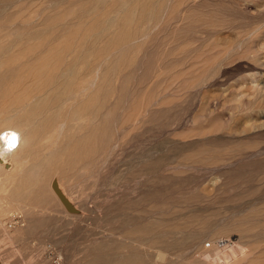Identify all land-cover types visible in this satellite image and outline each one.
Segmentation results:
<instances>
[{
	"label": "rangeland",
	"instance_id": "374dc122",
	"mask_svg": "<svg viewBox=\"0 0 264 264\" xmlns=\"http://www.w3.org/2000/svg\"><path fill=\"white\" fill-rule=\"evenodd\" d=\"M15 1L0 0V46L23 42L0 53V126L34 131L35 157L23 141L14 158L37 202L10 212L0 186V264H264V0ZM78 140L92 152L69 163Z\"/></svg>",
	"mask_w": 264,
	"mask_h": 264
},
{
	"label": "bare ground",
	"instance_id": "6f19581e",
	"mask_svg": "<svg viewBox=\"0 0 264 264\" xmlns=\"http://www.w3.org/2000/svg\"><path fill=\"white\" fill-rule=\"evenodd\" d=\"M64 1V0H63ZM78 1V0H77ZM103 2H105L104 0H102ZM126 1V0H125ZM130 1V0H129ZM132 1V0H131ZM140 1V0H139ZM16 2V1H15ZM134 2H136V1H134ZM2 2H0V4H1ZM8 3V2H7ZM7 3H5L4 2V4L7 6ZM21 4V3H23V1L22 2H20V0L18 1L17 0V2L16 3H14L13 2V4L15 5V4ZM53 3H55V2H53ZM53 3H52V5H53ZM59 2L57 1L56 2V4L55 5H57ZM60 3H61V0H60ZM62 3H64V2H62ZM61 3V4H62ZM100 3V2H99ZM127 3H128V1H127ZM137 3H138V0H137ZM144 3V2H143ZM148 3V2H147ZM150 3V2H149ZM9 4V3H8ZM60 4V5H61ZM118 4V3H117ZM131 4H133V3H131ZM130 4V5H131ZM158 4V3H157ZM2 5V4H1ZM13 5V6H14ZM73 5V4H72ZM105 5V4H104ZM109 5V4H108ZM118 5H120V4H118ZM155 5V4H154ZM19 6V5H18ZM22 6V5H21ZM23 6H24V4H23ZM54 6V5H53ZM97 6H98V4H97ZM106 6V5H105ZM104 6V7H105ZM117 6V5H116ZM10 6H8L7 7V9L9 8ZM11 7H12V5H11ZM108 7V6H107ZM122 7V6H121ZM126 7V6H125ZM127 7H128V5H127ZM152 7V6H151ZM6 8V7H5ZM13 8V7H12ZM17 8V7H16ZM91 8V7H90ZM101 8V7H100ZM99 8V9H100ZM129 8V7H128ZM133 8H134V5H133ZM11 9V8H10ZM94 10L95 9H97V8H93ZM117 9V8H116ZM119 9H121V8H119ZM125 10H126V8H124ZM157 9V8H156ZM0 10H1V8H0ZM9 10V9H8ZM94 10H92V11H94ZM104 10V9H103ZM111 10H114V9H111ZM123 10V8L121 9V11ZM125 10H123V11H125ZM135 11H136V9H134ZM133 10V11H134ZM143 10V9H142ZM2 11H6L5 9L3 10L2 9ZM2 11H0V12H2ZM87 11V10H86ZM155 11V10H154ZM8 13V12H7ZM19 13V12H18ZM87 13V12H86ZM107 13H109V12H107ZM118 13V12H117ZM120 13V12H119ZM121 13H123V12H121ZM1 14V13H0ZM10 14V13H9ZM89 14H90V12H89ZM92 14V13H91ZM116 14V13H115ZM115 14H113V16L115 15ZM106 15V14H105ZM152 14L150 13V16H151ZM7 16H9V15H7ZM17 16V15H16ZM69 16V15H68ZM97 16V15H96ZM117 16L118 15H116V16H114L115 18H117ZM120 16V15H119ZM131 16V15H130ZM153 16H154V14H153ZM152 16V17H153ZM152 17L150 18V19H152ZM158 16H156V18H157ZM107 18V17H106ZM144 18V17H143ZM155 18V17H154ZM69 19V18H68ZM75 19V18H74ZM73 19V20H74ZM93 19V18H92ZM15 20V19H14ZM18 20V19H17ZM115 20H118V19H115ZM143 20V19H142ZM149 20V19H148ZM158 20V19H157ZM69 21V20H68ZM110 21H112V20H110ZM120 21V20H119ZM134 21V20H133ZM136 21H137V19H136ZM65 22V21H64ZM79 22V21H78ZM104 22H106V21H104ZM113 23H114V21H112ZM150 22V21H149ZM71 23V22H70ZM108 23V22H107ZM117 23H118V21H117ZM129 23H130V21H129ZM143 23V22H142ZM155 23V22H154ZM73 24H74V22H73ZM111 24V23H110ZM29 25V24H28ZM72 25V24H71ZM87 25V24H86ZM85 25V26H86ZM116 25V24H115ZM121 25V24H120ZM130 25V24H129ZM141 25V24H140ZM150 25V24H149ZM152 25V24H151ZM150 25V26H151ZM1 26V25H0ZM8 26V25H7ZM6 26V27H7ZM10 26H11V24H10ZM14 26V25H13ZM12 26V27H13ZM82 26V25H81ZM131 26V25H130ZM134 26H135V24H134ZM149 26V27H150ZM15 27V26H14ZM71 27V26H70ZM138 27V26H137ZM142 27V26H141ZM51 28H54V27H52L51 26ZM83 28H85V27H83ZM83 28H81V29H83ZM106 28V27H105ZM120 28V27H119ZM143 28H145V27H143ZM47 29V28H46ZM49 29V28H48ZM107 29V28H106ZM125 29V28H124ZM123 29V30H124ZM30 30V29H29ZM50 30V29H49ZM55 30V29H54ZM66 30V29H65ZM89 30V29H88ZM104 30V29H103ZM110 30V29H109ZM115 30V29H114ZM141 30V29H140ZM40 31V30H39ZM38 31V32H39ZM43 31H45V29L43 30ZM74 31V30H73ZM52 32V31H51ZM81 32H83V31H81ZM141 32V31H140ZM26 33H30L31 34V32H26ZM37 33V32H36ZM41 33V32H40ZM39 33V34H40ZM100 33H103V31L102 32H100ZM99 33V34H100ZM133 33V32H132ZM131 34V33H130ZM140 34V33H139ZM142 34V33H141ZM54 35H56V34H54ZM98 35V34H97ZM113 35V34H112ZM138 35V34H137ZM146 35H148V34H146ZM43 36V35H42ZM99 36V35H98ZM140 36V35H139ZM149 37H150V35H148ZM148 36H147V38H148ZM146 37V36H145ZM23 38V37H22ZM66 38H68V40L71 38H69V37H67L66 36ZM91 38V37H90ZM40 39V38H39ZM92 39V38H91ZM90 39V40H91ZM95 39V38H94ZM142 39V38H141ZM20 40H21V38H20ZM72 40V39H71ZM99 40V39H98ZM97 40V41H98ZM140 40V39H139ZM143 40V39H142ZM41 41V40H40ZM60 41V40H59ZM89 41V40H88ZM137 41V40H136ZM136 41H134V43L136 44ZM42 42V41H41ZM65 42V41H64ZM139 42V41H138ZM137 42V43H138ZM58 43V42H57ZM90 43V42H89ZM134 43H132V44H134ZM140 43V42H139ZM23 44V42H21V41H18V42H15V44H11V45H9V46H7L6 47V49L5 48H2L1 46H0V53L1 52H3V51H5V50H9V49H14V48H18L19 46H21ZM36 44V43H35ZM39 44H40V42H39ZM55 44V43H54ZM76 45V44H75ZM94 45V44H93ZM114 46V45H113ZM128 46V45H127ZM133 46V45H132ZM27 47V46H26ZM75 47V46H74ZM86 47V46H85ZM87 47H88V45H87ZM118 47V46H117ZM124 47H126V46H123V48ZM129 47V46H128ZM29 48V47H28ZM27 48V49H28ZM127 48V47H126ZM55 49H56V47H55ZM72 49H74V48H72ZM31 50V49H30ZM39 50H40V48H39ZM51 50V49H50ZM62 50H63V48H62ZM86 50V49H85ZM88 50H90V49H88ZM97 50V49H96ZM15 51V50H14ZM20 51V50H19ZM24 51V50H23ZM53 51V50H52ZM51 51V52H52ZM60 52H62L61 50H59ZM123 51H125V49L123 50ZM49 52V51H48ZM59 52V53H60ZM115 52V51H114ZM118 51H116L115 53H117ZM50 53V52H49ZM73 53V52H72ZM114 53V54H115ZM46 54H47V52H46ZM51 55V54H50ZM85 55V54H84ZM93 55V54H92ZM112 55H113V53H112ZM111 55V56H112ZM121 55V54H120ZM13 56V55H12ZM27 56V55H26ZM67 56V55H66ZM73 56V55H72ZM75 56H77V55H75ZM81 56H82V54H81ZM110 56V57H111ZM119 53H118V60H119ZM27 58V57H26ZM39 58V57H38ZM51 58V57H50ZM52 58H53V56H52ZM73 58H74V56H73ZM85 58H86V56H85ZM19 59V58H18ZM67 59V58H66ZM71 59V58H70ZM109 58H107V60H108ZM22 60V59H21ZM26 59H24V61H25ZM49 60V59H48ZM105 60V59H104ZM117 60V61H118ZM32 61V60H31ZM54 61V60H53ZM57 61V60H56ZM55 61V62H56ZM76 61H78V60H76ZM74 62V63H72V68L69 70V73L68 74H64L63 75V73H62V78H64L66 81H67V83L64 85L65 86V89H64V92H62V94H61V92H60V94L58 95V97H60V98H62V100H67V98H66V96H67V91L69 90V88H70V83L72 82V80L74 79V77L76 76H74V74L73 73H75V71H77V70H75L76 69V67H78V66H81V64L80 63H78V62ZM86 61V60H85ZM117 61H116V63H117ZM16 62V61H15ZM29 62V61H28ZM35 62V61H34ZM47 62V61H46ZM52 62V61H51ZM89 62V61H88ZM105 62V61H104ZM4 63V62H3ZM17 63V62H16ZM57 63V62H56ZM60 63V62H59ZM96 63V62H95ZM116 63H113V64H116ZM21 64V63H20ZM28 64V63H27ZM85 64V62L83 63V65ZM103 64V63H102ZM108 64V63H107ZM16 65V64H15ZM26 65V64H25ZM54 65V64H53ZM22 66H23V64H22ZM40 66H41V64H40ZM104 66V65H103ZM110 66V65H109ZM113 66H115V65H113ZM121 66V65H120ZM119 66V67H120ZM15 67V66H14ZM35 68V67H34ZM47 68H49L48 66H47ZM113 68V67H112ZM116 68H117V66H116ZM31 69V68H30ZM37 69V67L35 68V70ZM42 69V68H41ZM62 69V68H61ZM114 69V68H113ZM17 70H18V68H17ZM40 70V69H39ZM59 71V70H58ZM87 71V70H86ZM22 72V71H21ZM39 72V71H38ZM60 72V71H59ZM62 72V71H61ZM68 72V71H67ZM66 72V73H67ZM113 72V71H112ZM26 73V72H25ZM49 73V72H48ZM82 73H83V71H82ZM86 73V72H85ZM113 73H115L116 74V72H113ZM112 73V74H113ZM60 74V73H59ZM97 74H98V72H97ZM30 75H31V77H32V74L30 73ZM41 75L42 74H40L39 76H38V78H40L41 77ZM48 75V74H47ZM46 75V76H47ZM58 75V74H57ZM82 76H83V74H81ZM59 76V75H58ZM29 77V76H28ZM34 77V76H33ZM32 77V78H33ZM36 77V76H35ZM34 77V78H35ZM57 77V76H56ZM46 78V77H45ZM44 78V79H45ZM97 79H98V77H96ZM95 78V79H96ZM110 78V77H109ZM28 79V78H27ZM43 79V80H44ZM49 79V78H48ZM78 79V78H77ZM23 80V79H22ZM31 80V79H30ZM58 80V79H57ZM71 80V82H69V81ZM79 80V79H78ZM78 80H76V81H78ZM99 80V79H98ZM25 81V80H24ZM35 81V80H34ZM33 81V82H34ZM38 81V80H37ZM49 80H47V82H48ZM93 81V80H92ZM107 81V80H106ZM26 82V81H25ZM36 82V81H35ZM41 82V81H40ZM95 82V81H94ZM97 82V81H96ZM95 82V83H96ZM114 82V81H113ZM15 83V82H14ZM19 83V82H18ZM26 83H28V82H26ZM42 83H44L43 81H42ZM61 83V82H60ZM31 84V82L28 84V85H30ZM38 84V83H37ZM40 84V83H39ZM57 84V83H56ZM94 84V83H93ZM110 84V83H109ZM114 84V83H113ZM18 85V84H17ZM32 85V84H31ZM46 85H47V83H46ZM58 85V84H57ZM82 85H83V83H82ZM27 86V85H26ZM51 86V85H50ZM73 86V85H72ZM76 86V85H75ZM94 86V85H93ZM92 86V87H93ZM98 86V85H97ZM110 86H112V85H110ZM13 87H14V85H13ZM15 87H19V86H15ZM24 87H25V84H24ZM35 87V86H34ZM33 87V88H34ZM90 87H91V85H90ZM29 87H27V89H28ZM31 88V87H30ZM50 88V87H49ZM52 88V87H51ZM84 88V87H83ZM111 88V87H110ZM16 89V88H15ZM24 89V88H23ZM45 89V88H44ZM91 88H89V90H90ZM87 90H88V88H87ZM28 91H29V89H28ZM27 91V92H28ZM48 91H50V90H48ZM93 91V90H92ZM108 91V90H107ZM35 92V91H34ZM33 92V93H34ZM47 92V91H46ZM81 92H83V91H81ZM87 92V91H86ZM85 92V93H86ZM17 93V92H16ZM32 93V94H33ZM37 93V92H36ZM53 93V92H52ZM59 93V92H58ZM73 92H71V94H72ZM90 93V92H89ZM102 93H103V91H102ZM1 94V93H0ZM4 94V93H3ZM21 94V93H20ZM81 94V93H80ZM110 94V93H109ZM108 94V95H109ZM5 95V94H4ZM11 95H12V93H11ZM22 95V94H21ZM84 95V94H83ZM103 95V94H102ZM106 95V94H105ZM13 96H14V92H13ZM12 96V97H13ZM32 96V95H31ZM30 96V97H31ZM70 96V95H69ZM86 96H87V94H86ZM10 97V96H9ZM30 97H27V98H24V101H23V104H30L31 103V101L32 102H34L36 99V97L34 98V100H31L30 101ZM100 97V96H99ZM110 97V96H109ZM8 98V97H7ZM14 98V97H13ZM17 97L15 96V99H16ZM19 98V97H18ZM22 98V99H23ZM54 98V97H53ZM70 98H71V96H70ZM73 98V97H72ZM78 98V97H77ZM76 98V101L78 100ZM97 98V97H96ZM101 99V98H100ZM119 99V98H118ZM19 100V99H18ZM84 100V99H83ZM11 101V100H10ZM21 101V100H20ZM51 101H52V98L50 99V103H51ZM82 101V100H81ZM81 101H79V103L81 102ZM100 101V100H99ZM9 102V101H8ZM17 102V101H16ZM63 102V101H62ZM101 102V101H100ZM99 102V103H100ZM6 103V102H5ZM67 103V102H66ZM89 103H90V100H89ZM104 103V102H103ZM1 104V103H0ZM23 104H20V105H23ZM40 104V103H39ZM52 104V103H51ZM50 104V105H51ZM60 104V103H59ZM106 104H107V101H106ZM114 104V103H113ZM45 104H42L41 106H40V108H42L43 110H44V112L47 110L46 109V107L47 106H44ZM56 105V104H55ZM62 105H64L63 103H62ZM70 105H71V103H70ZM77 105V104H76ZM48 106H49V104H48ZM59 105H56L55 106V108L56 107H58ZM68 106V105H67ZM98 106V105H97ZM101 106V105H100ZM6 107V106H5ZM54 107V106H53ZM53 107H52V111L53 110H55V109H53ZM77 107H78V105H77ZM107 107H109V106H107ZM118 107V106H117ZM58 108H60V107H58ZM57 108V109H58ZM62 108V107H61ZM83 108H85V107H83ZM94 108V107H93ZM92 108V109H93ZM115 108V107H114ZM8 109H9V107H8ZM14 109V108H13ZM17 109V108H16ZM62 109H64V108H62ZM60 110V109H59ZM40 111V110H39ZM51 111V110H50ZM1 112V111H0ZM48 112V111H47ZM46 112V113H47ZM69 112H70V110L69 111H67V115L69 114ZM88 112V111H87ZM103 112V111H102ZM9 113V112H8ZM45 113V114H46ZM61 111H58V112H56V113H52V114H50V120H51V122H53V123H55L57 120H58V118H60V116H61ZM98 113V112H97ZM91 114H92V112H91ZM102 114V113H101ZM17 115V114H16ZM35 115V114H34ZM99 115H100V113H99ZM31 116V115H30ZM44 116V115H43ZM69 116V115H68ZM102 116H104V115H102ZM90 116H88V117H85V120H87V118H89ZM101 117V116H100ZM14 118L15 117H12V116H9V115H7L6 116V123L5 124H3V125H1L0 126V186L2 185V184H11V185H13L14 186V189H12V191H11V194H10V197H8V200L6 201V206H7V210L8 211H10V212H12L14 209H16V206L17 207H19V205L21 204V206H23L24 208H25V210H26V212H33L34 210H35V203L37 202V199H36V197H34V195H33V191H32V189H33V185H34V181L33 180H30L31 178L30 177H26L25 176V170L26 169H24V167H22V165H20V162H21V160L19 159V158H14V156H16V154H18V152L20 151V148H21V145H22V142L23 141H26L25 143H26V155L27 156H34L33 155V153H35V151L33 152V150L35 149H33V146H34V142H33V136H34V131H33V129L32 130H30L29 129V127H31L30 125H29V123L27 122V121H20V120H16V121H18V122H16L17 124V126H14L15 124H13V121L12 120H14ZM43 118V117H42ZM41 118V119H42ZM29 119V118H28ZM40 119V118H39ZM40 119V120H41ZM68 119V118H67ZM99 119V118H98ZM89 120V119H88ZM101 120H103V118L101 119ZM36 121H38V119L36 120ZM91 121V120H90ZM66 122V121H65ZM83 122V121H82ZM81 122V123H82ZM102 122V121H101ZM41 123V122H40ZM96 123V122H95ZM34 124L36 125V122H34ZM42 125V124H41ZM47 125V124H46ZM68 125V124H67ZM86 125V123L84 124V125H77L78 127H76L75 128V130H71V129H69V131L66 133L65 132V134H66V136H70V135H72V133L74 132V131H76V130H78V132H79V130L81 129L82 130V128H84V126ZM96 125V124H95ZM102 125V124H101ZM101 125H100V128H101ZM113 125H114V123H113ZM115 125H116V120H115ZM133 125V124H132ZM65 126V124L63 125V127ZM87 126V125H86ZM92 126V125H91ZM90 126V127H91ZM97 126V125H96ZM95 126V127H96ZM46 127V126H45ZM57 127V126H56ZM93 127H94V125H93ZM94 127V128H95ZM62 128V127H61ZM61 128H60V130H61ZM88 128V127H87ZM44 129V128H43ZM47 129V128H46ZM50 129V128H49ZM58 129V128H57ZM64 129V128H63ZM30 130V131H29ZM37 130V129H36ZM65 130V129H64ZM63 130V131H64ZM80 130V131H81ZM43 131V130H42ZM92 132H90L89 133V135H88V139H91V140H96L95 138H97L98 137V130L97 129H95V130H91ZM39 132V131H38ZM53 132V131H52ZM58 132V131H57ZM82 132V131H81ZM54 133V132H53ZM60 133V132H59ZM62 133H64V132H61V134ZM105 133V132H104ZM108 133H109V131H108ZM15 135L16 136V144L18 143V147L17 148H13V149H10V150H7V151H5V148H6V143H7V140H6V138L7 137H10V135ZM78 134V133H77ZM60 135V134H59ZM81 135V134H80ZM80 135H79V137H80ZM107 136H110V135H107ZM59 139H60V136H59ZM77 139V138H76ZM114 139V138H113ZM37 140V139H36ZM47 140V139H46ZM72 140V139H71ZM84 140V139H83ZM105 140V139H104ZM39 141V140H38ZM74 141V140H73ZM82 141V140H81ZM81 141H79L78 140V142H77V145H74V144H70V141H69V143L68 144H66V146H65V144H64V147H65V151L67 152V154H68V157L67 156H64L65 157V159L69 162V163H75V161H76V163H82V161H83V159H85L91 152H92V150H91V148H90V146H87L86 148H81L82 147V144H81ZM107 141H109V142H111L110 140H107ZM106 142V141H105ZM55 143V142H54ZM61 143V142H60ZM59 144V143H58ZM63 146V145H62ZM112 146H113V144H112ZM61 147V146H60ZM99 147V146H98ZM107 148V147H106ZM48 149V148H47ZM105 149V148H104ZM36 150V149H35ZM45 150V149H44ZM56 150H57V148H56ZM110 150H111V148H110ZM113 150V149H112ZM37 151H39V150H37ZM36 151V152H37ZM41 151V150H40ZM113 151H115V150H113ZM33 152V153H32ZM43 152H45V151H43ZM49 152V151H48ZM98 152H101L100 150L98 151ZM103 152V151H102ZM32 153V154H31ZM47 153V152H46ZM50 153V152H49ZM53 153H54V151H53ZM105 153H106V151H105ZM108 153H110V152H108ZM112 153V152H111ZM110 153V154H111ZM56 154V153H55ZM99 155H100V153H98ZM54 155V154H53ZM29 156V157H30ZM98 156V155H97ZM101 156V155H100ZM35 157V156H34ZM51 157V156H50ZM102 157H103V155H102ZM44 158H47V157H45L44 156ZM94 158V157H93ZM35 159V158H34ZM40 159V158H39ZM64 159V158H63ZM62 159H61V155H59V154H56L55 156H53V158H52V160L50 159V161H52L53 163H55V165H56V163H59V161H61ZM86 160V159H85ZM94 160H95V158H94ZM23 161V160H22ZM28 161V160H27ZM26 161V162H27ZM64 161V160H63ZM95 161H97V159L95 160ZM31 162L32 163H36V161H34V160H31ZM41 162H43L42 160H38L37 161V163H40L41 164ZM83 164H86V163H83ZM82 164V165H83ZM99 165V164H98ZM103 165V164H102ZM26 167H28V166H26ZM34 167V165H29V167L28 168H33ZM56 167V166H55ZM63 167V166H62ZM101 167V166H100ZM94 168H96V167H94ZM94 168H93V170H94ZM103 168V167H102ZM59 169V168H58ZM99 170V169H98ZM95 171V170H94ZM101 171H102V169H101ZM51 172V171H50ZM96 175H97V173H95ZM99 174V173H98ZM58 176V175H57ZM16 177H18V180H16ZM55 177V176H54ZM92 177H93V175H92ZM96 177V176H95ZM49 178V177H48ZM87 179V178H86ZM100 179V178H99ZM56 181V180H55ZM89 181V180H88ZM99 181V180H98ZM54 182V181H53ZM42 183V182H41ZM57 183V182H56ZM52 184V183H51ZM99 184V183H98ZM87 185H88V183H87ZM92 185V184H91ZM95 185V184H94ZM43 186V185H42ZM52 187H53V185H52ZM85 187V186H84ZM90 187V186H89ZM94 187V186H93ZM101 188V187H100ZM53 189V191H54V193L56 194V195H59L60 193H59V189H58V187H53L52 188ZM90 189V188H89ZM94 189V188H93ZM97 189V188H96ZM38 188H37V192H38ZM43 193V192H42ZM94 194V193H93ZM92 194V195H93ZM96 194V193H95ZM37 195V194H36ZM61 196H62V194H61ZM88 197H90V196H88ZM64 198H65V196H64ZM98 198V197H97ZM84 199V198H83ZM90 200V199H89ZM66 201V200H65ZM63 202V204H64V206H65V208H66V210L67 209H69V206H67V201H68V199H67V201L66 202ZM63 212V211H62ZM143 238V237H142ZM142 238H140V239H142ZM144 240V239H143ZM183 241V240H182ZM185 241V240H184ZM183 244H185V243H183ZM187 244V243H186ZM103 245V244H102ZM186 246V245H185ZM184 246V247H185ZM189 247V246H188ZM103 248V247H102ZM223 250V249H222ZM87 251H89V249L87 250ZM192 252V251H191ZM224 252V251H223ZM96 253V252H95ZM98 253V252H97ZM217 253H221V251L220 252H218L217 251ZM100 254V253H99ZM160 254V253H159ZM222 254V253H221ZM98 255V254H97ZM195 255V254H194ZM200 255V254H199ZM224 255V254H223ZM187 256V255H186ZM226 256H228L227 254H226ZM103 257H105L104 255H103ZM223 257V256H222ZM99 258V257H98ZM133 258V257H132ZM214 258H216L215 256H214ZM94 259H97V258H95L94 257ZM135 259V258H134ZM162 259V258H161ZM164 259V258H163ZM130 260H131V258H130ZM143 260V259H142ZM165 260V259H164ZM164 260H162V261H164ZM117 261V260H116ZM118 262V261H117ZM119 262H121L120 260H119ZM129 262V261H128ZM131 263H132V261H131ZM119 264V263H118ZM135 264H136V262H135ZM144 264V263H143Z\"/></svg>",
	"mask_w": 264,
	"mask_h": 264
},
{
	"label": "clouds",
	"instance_id": "9594fccd",
	"mask_svg": "<svg viewBox=\"0 0 264 264\" xmlns=\"http://www.w3.org/2000/svg\"><path fill=\"white\" fill-rule=\"evenodd\" d=\"M6 140H7V143H6L5 151L16 147V136L14 134L10 135V137H7Z\"/></svg>",
	"mask_w": 264,
	"mask_h": 264
},
{
	"label": "built area",
	"instance_id": "2783aa9c",
	"mask_svg": "<svg viewBox=\"0 0 264 264\" xmlns=\"http://www.w3.org/2000/svg\"><path fill=\"white\" fill-rule=\"evenodd\" d=\"M18 147V143L16 144V147L15 148H17Z\"/></svg>",
	"mask_w": 264,
	"mask_h": 264
},
{
	"label": "snow or ice",
	"instance_id": "6c2138e0",
	"mask_svg": "<svg viewBox=\"0 0 264 264\" xmlns=\"http://www.w3.org/2000/svg\"><path fill=\"white\" fill-rule=\"evenodd\" d=\"M14 146V145H13Z\"/></svg>",
	"mask_w": 264,
	"mask_h": 264
}]
</instances>
